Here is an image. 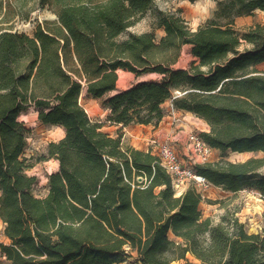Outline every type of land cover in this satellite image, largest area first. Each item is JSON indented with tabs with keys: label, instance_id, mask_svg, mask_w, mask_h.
Listing matches in <instances>:
<instances>
[{
	"label": "trees",
	"instance_id": "trees-1",
	"mask_svg": "<svg viewBox=\"0 0 264 264\" xmlns=\"http://www.w3.org/2000/svg\"><path fill=\"white\" fill-rule=\"evenodd\" d=\"M154 5L0 0V219L10 240L0 249L6 264H121L134 254L138 264H264V229L250 233L236 210L217 223L204 218L196 186L178 196L157 155L125 148L123 134L104 132L81 103L83 93L102 99L117 91L121 70L162 76L104 100L106 121L158 126L172 100L208 123L201 137L212 148L262 153L241 162L197 163L196 173L229 192L249 185L264 195V71L257 68L264 62V25L244 34L233 27L237 17L264 12V0L219 1L216 14L228 22L196 30L183 16L156 10V24L165 29L159 41L153 32L121 39ZM45 8L57 18L40 23L33 35L14 29ZM185 45L199 64L175 70ZM174 91L181 96L174 98ZM30 108L43 124L65 130L37 159L59 162L43 198L33 194L39 181L28 174L33 157L25 155L31 129L20 115Z\"/></svg>",
	"mask_w": 264,
	"mask_h": 264
},
{
	"label": "rangeland",
	"instance_id": "rangeland-1",
	"mask_svg": "<svg viewBox=\"0 0 264 264\" xmlns=\"http://www.w3.org/2000/svg\"><path fill=\"white\" fill-rule=\"evenodd\" d=\"M224 0H196L195 2H190L188 0H155L154 8L147 12L134 26L129 28L121 37V39H126L131 33L141 34L145 32H153L155 34L156 40L159 41L165 35V29L159 28L156 24L155 11L162 10L165 12L176 13L185 18L189 26L196 30L200 26H206L211 23L226 24L227 19L219 18L217 16L218 2ZM57 17L54 12L49 9H38L32 13V17L27 22L15 23L14 29L19 30L30 35H33L40 23L45 21H53ZM257 24L264 25V12L255 11L251 15H244L237 17L233 21V27L240 34H244L249 29ZM246 48L245 45L241 47V50ZM196 62L199 64L198 59H196L191 53V47H184L182 51V56L179 62L174 66L175 70L178 69H190L192 64ZM260 70L264 71V62L260 65ZM162 76L159 75H145L143 77H136L134 74L119 71V83L117 85V91L109 93L102 99H94L92 97H87L85 93L82 94L81 103L88 110V114L93 121L103 123L104 126L102 130L112 136H118L123 134V145L125 148L130 147L129 142L132 138L129 135V128L125 130L122 125H116L108 123L106 121L108 110L103 108L102 102L119 91L125 90L135 83L140 81H157L162 80ZM180 91H174L173 97L181 96ZM167 107L171 109H176L173 105L172 100L167 101ZM166 107V106H165ZM166 109V108H165ZM20 120L24 121L29 129H31V135L29 138V146L25 153L26 157L31 158V162L34 167L28 170V174L38 178V185L33 189V194L37 197L43 198L48 194V177L50 174L57 172L59 170L58 161L55 159H50L47 161L37 162V159L42 155L47 154L48 145L50 142H57L64 137V133L59 126H48L43 124L38 119V112L34 108H30L26 112L20 115ZM197 132L196 130H193ZM127 134V137H125ZM175 146V145H174ZM176 148V146H175ZM178 154L184 160V163L188 167L195 166V159L193 153L184 152V150L178 149ZM157 153V148L155 150ZM254 156H262V153H238L227 151L225 154L221 151H214L210 162H217L222 159L231 162H241L245 161ZM190 186H196L193 179H190L183 186L184 189H188ZM200 192V187H197ZM177 194L182 193V191L176 192ZM183 194V193H182ZM181 194V195H182ZM203 200L200 204V209L203 213V217H211L215 223L219 222L221 216L226 213V211H237V216L242 223H245L247 229L250 233L258 234L264 229V195H262L257 189L247 185L238 194H233L226 191L220 187L211 185L207 188H203L201 191ZM180 196V195H178ZM0 221H2L0 219ZM172 257L176 258V255L171 254ZM137 255H133L128 258L125 262L121 264H138ZM187 259L193 263H199L195 257L187 255ZM185 259H175L172 264H186ZM0 264H4L0 256Z\"/></svg>",
	"mask_w": 264,
	"mask_h": 264
},
{
	"label": "crops",
	"instance_id": "crops-1",
	"mask_svg": "<svg viewBox=\"0 0 264 264\" xmlns=\"http://www.w3.org/2000/svg\"><path fill=\"white\" fill-rule=\"evenodd\" d=\"M184 47H191V46L185 45ZM261 64L257 65L258 69L260 68ZM166 104L167 102L164 104V109L166 108L165 116L158 126L131 125V126L125 127V130L129 128V135L132 136L129 142L130 147H134L136 149H140L143 151H148L153 148L151 146V140L155 138L158 140L172 141L174 142V145L176 146V148L178 149L182 148L184 152L188 154V152L192 153L189 147L187 146L188 134L191 132H195L193 130H196L197 133H199L200 135L203 132L210 131V126L204 119L197 117L192 112H188L185 110H179V109H171L167 107ZM125 137H127V134H125ZM214 151H217V149L213 148V152ZM186 190L187 189H184L183 187L181 191L182 193H184ZM239 192H236V193L231 192V193L238 194ZM182 193L177 194V195H181ZM170 239L175 240V241L178 240L173 234H170ZM3 243L10 244V240L7 238L3 241ZM188 255H191V254H188ZM0 256H1V260H3L4 264H6L7 259L2 254L1 249H0Z\"/></svg>",
	"mask_w": 264,
	"mask_h": 264
},
{
	"label": "built area",
	"instance_id": "built-area-1",
	"mask_svg": "<svg viewBox=\"0 0 264 264\" xmlns=\"http://www.w3.org/2000/svg\"><path fill=\"white\" fill-rule=\"evenodd\" d=\"M153 154L157 155L161 161L163 167L171 174L173 179V188L176 192L182 190L183 186L190 179H193L196 183V187H200V192L203 188H207L212 184L203 176L196 173L193 167H188L185 165L184 160L178 154L174 142L169 140H158L153 138L151 140ZM187 146L193 153L195 159V164L197 163H208L211 161L213 154V148L204 141L201 135L197 132H191L187 136ZM157 148V153L155 150ZM1 195V191H0ZM7 239L5 235V223L0 221V243Z\"/></svg>",
	"mask_w": 264,
	"mask_h": 264
},
{
	"label": "bare ground",
	"instance_id": "bare-ground-1",
	"mask_svg": "<svg viewBox=\"0 0 264 264\" xmlns=\"http://www.w3.org/2000/svg\"><path fill=\"white\" fill-rule=\"evenodd\" d=\"M118 83H119V81H118ZM87 112H88V110H87ZM62 130H63L64 136H65V130L63 128H62ZM58 164H59V162H58Z\"/></svg>",
	"mask_w": 264,
	"mask_h": 264
}]
</instances>
